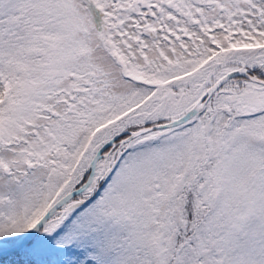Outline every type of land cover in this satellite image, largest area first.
<instances>
[{"label":"snow or ice","instance_id":"snow-or-ice-1","mask_svg":"<svg viewBox=\"0 0 264 264\" xmlns=\"http://www.w3.org/2000/svg\"><path fill=\"white\" fill-rule=\"evenodd\" d=\"M0 264H264V0H0Z\"/></svg>","mask_w":264,"mask_h":264}]
</instances>
